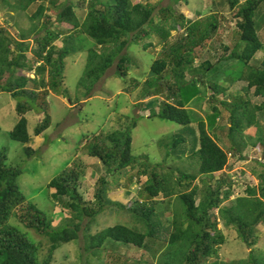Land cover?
I'll return each mask as SVG.
<instances>
[{
  "label": "trees",
  "instance_id": "obj_1",
  "mask_svg": "<svg viewBox=\"0 0 264 264\" xmlns=\"http://www.w3.org/2000/svg\"><path fill=\"white\" fill-rule=\"evenodd\" d=\"M144 1L80 0L77 5L72 2L59 5L57 0H49L50 6L58 9L53 13L56 16L54 20L47 14L49 7L44 3L48 0H15L14 4L1 0V5L16 7L22 12L40 3L30 17L32 25L29 30L20 31L17 19L11 18L13 27L18 29L19 39L11 34V29L0 27V93L20 100L16 106L20 119L9 137L25 146L28 157L36 151L29 145L31 136L25 115L35 109L38 114L44 110V119L35 128V136L42 135L50 127L47 99L51 91H64L65 61L77 52L71 45L77 44L75 37L78 34H85L95 43L94 49L88 52L86 71L79 82L80 87L85 86L90 91L113 66L119 77L127 79L131 69L137 65L125 53L126 50L157 36L159 45L165 51L151 66L153 77L145 83V94L161 98L166 96L168 100L161 103L158 113L152 111L150 118L181 126L168 145L169 152L170 148L174 152L185 148V135L192 136V152L189 171L159 167L162 171L158 172L149 156L137 157L133 154L132 131L138 119L132 120L124 130L95 137L88 143V153L100 161L105 172L99 180L95 199L84 200L79 185L81 173L73 167L48 184L49 189L55 190L52 194L54 200L70 211V223L63 228H53L45 213L34 204L27 202L24 205L26 199L17 183L23 170L9 166L7 157L1 154L0 264H52L55 252L62 245L78 241L80 233L84 230L88 232L90 222H94L105 208L115 205L126 209L107 197L109 176L124 173L125 170L133 171L137 167L140 170L136 173V181L140 184L141 177H147V180L141 185L138 198L128 211L142 227L119 224L90 235L88 248H91L92 256H100L107 249L108 242H114L112 247L119 243L149 249L147 242L157 240L161 246H166L158 264H208L210 259H214L210 264H226L219 256L221 247L226 243L220 229L222 221L226 228H234L239 239L251 250L248 260L228 264H264V255L254 250L259 241L257 227L264 224V128L260 125V118L264 120V103L254 106L240 96H231V102H227L225 97L219 99L225 96V85L238 82L246 83L247 90L255 89V95L264 98V62L262 69L250 64L264 48L258 33L264 27V0H246L242 4L239 0H227L235 11L239 43L229 56H221L215 63L208 59L198 67H195L197 50L216 35L217 16L188 20L176 10L182 0H170L171 4L159 9L158 3L166 0ZM155 1L158 2L153 3ZM79 3H86L87 7L83 22L76 13ZM52 19L57 24L55 29ZM37 20L38 25L35 24ZM64 26L66 30H62ZM183 30L178 41L170 44L172 32ZM31 35L37 36L33 39V47L29 38ZM60 39L64 41L62 49L55 45ZM153 47V43L143 44L145 51ZM221 48L224 52L229 51L225 45ZM31 74L34 78L30 77ZM163 74L170 78L166 79ZM188 74L191 76L189 80L186 77ZM208 91H211L210 96ZM204 101H208L211 107L207 123L198 117L196 110L191 109ZM223 110L229 114V129L225 137L232 157L246 160L244 150L250 147L262 155V160L257 161L261 167L259 185L247 187L245 195L236 198L229 207L224 205L233 194L232 180L225 175L228 153L211 134H216V124ZM194 123L198 127V139L192 128ZM251 128H256L253 136L246 134ZM167 155L170 156L169 153ZM219 173L220 178H216ZM226 186L228 189H225ZM160 196L164 201L157 202ZM165 205L173 207L171 219L168 218L171 232L170 227H164L156 215V210H163ZM13 217H17L27 229L48 238L50 246L45 259L40 261L37 246L17 228L9 226ZM87 219L89 221L84 225ZM163 233L168 239L158 240Z\"/></svg>",
  "mask_w": 264,
  "mask_h": 264
},
{
  "label": "rangeland",
  "instance_id": "obj_2",
  "mask_svg": "<svg viewBox=\"0 0 264 264\" xmlns=\"http://www.w3.org/2000/svg\"><path fill=\"white\" fill-rule=\"evenodd\" d=\"M8 1L11 4L15 3V0ZM57 1L59 5L64 2H72L77 5L80 0ZM132 1L145 3L144 0ZM239 1V4H242L246 0ZM156 2L158 1L153 3ZM44 4L49 7L47 14L55 20L56 16L53 13L58 12V9L51 7L49 0ZM169 4H171L170 0L162 1L158 3L157 9L167 7ZM39 5L40 3L34 4L27 12H22L16 7L11 8L1 5L0 0V27L11 29V34L19 39L18 29L13 27L11 18L14 17L15 21L17 19L20 31H27L32 25L30 17L37 11ZM78 5L76 13L80 21L83 22L87 15L86 3H79ZM176 10L188 20H204L211 15L217 16V33L198 48L195 67L200 66L208 59H212V62L215 63L221 56H229L230 52L239 43V34L236 30V19L234 17L235 11H232L227 0H182L176 6ZM38 21H36V25H38ZM41 21L40 24L43 23V19ZM51 24L54 26L53 29L57 27L53 19ZM62 30H66V26L62 27ZM183 33L184 30L180 33L172 32L169 43H176L180 34ZM258 33L264 44V27ZM35 37L37 36L31 35L29 37L31 47L34 45L33 39ZM75 39L77 44L71 46L77 52L71 54L65 61L64 93L62 91L54 93L51 91L47 99L51 119L50 127L42 135L35 136V128L44 119V110L41 114H38L35 109L25 115L29 123L28 131L31 136L29 145L36 151L32 157H28L23 144L12 141L9 137L10 132L20 119L16 111L17 103L20 100L14 99L10 94L0 93V155L4 154L7 157L9 166L22 168L23 173L18 178L17 183L26 199L24 205L29 202L37 206L39 210L45 213L53 228H63L70 223L71 219L70 211L65 210L62 205L54 200L52 194L55 190L48 188V184L54 178L71 169V167L75 168L81 173L79 185L84 200L93 201L95 199L99 180L105 174L100 161L90 157L88 153V143L94 140L95 137L99 135L101 137L107 136L115 131L124 130L131 124L132 120L138 119L137 126L132 131L133 154L137 157L149 156L151 164L157 167L158 172H161L162 169L168 170L171 168L187 169L189 171V156L192 152L190 147L192 136L189 135H185V148L180 149L183 151L174 152L170 148L171 151L169 152L167 150L168 145L172 143L174 133L179 131L181 126L158 118H150L151 112L158 113L161 103L168 100L166 96L161 98L159 95L145 94V83L153 77L151 66L155 60L162 57L161 55L165 51L164 47L159 45L157 36H153L144 42L153 43L155 46L153 48L145 51L143 43L132 45L126 50L125 53L137 65L136 68L131 69L127 79L119 77L116 73V67L113 66L94 85L91 91L85 86L80 87L79 82L86 71L88 52L94 49L95 43L85 34H78ZM55 45L62 49L63 39L57 41ZM222 45L227 46L229 51L224 52L221 48ZM80 46L81 50L79 49ZM263 62L264 48L250 64L262 69ZM163 76L166 79L170 78L166 74H163ZM30 77L34 78V74H31ZM186 77L187 80L191 78L189 74ZM135 80L136 82H134ZM225 86H227L225 96L219 97L220 100L225 97L227 102H231V96H240L249 100L251 105L254 106H261L264 103V98L256 96L255 89L247 90V84L244 82ZM88 93L89 95H87ZM207 93L208 96L211 95V91ZM25 102H28L29 105L32 104L29 100H25ZM210 108L208 101H204L199 106H192L191 109L196 110L198 117L207 123V117L211 115ZM228 119V112L223 110L222 117L216 124V134H211L228 153L229 161L225 169V175L232 180L233 194L231 199L225 202L224 205L229 207L236 198L245 195L247 187H257L259 185L258 175L261 172V167L257 161L262 160V155L250 147L244 150L246 160L239 159V156L232 157L229 142L225 137L229 129ZM260 125L264 128V120L261 118ZM192 128H194L195 136L198 139L197 124L194 123ZM255 133L256 128L246 131V134L251 136ZM168 153L170 156L167 155ZM159 167L163 168L160 169ZM139 170L140 167H137L133 171L125 170L124 173L109 176L107 197L114 203L123 205L126 209L118 208L115 205L105 208L94 222H90L89 231L84 230L80 233L78 241L62 245L55 252L52 264H158V258L164 252L166 246H161L157 240L147 242L149 249L123 246L119 243L114 245L115 249L111 246L114 242H108L107 249L96 257L92 256L91 248H88L90 235L94 236L109 227L119 224L128 227H142L133 214L128 211V208L138 198L141 185L147 180V177H141L139 179L140 184L136 181V173ZM216 178H220V173L216 175ZM214 182L215 180L211 184L213 185ZM225 189H228V186ZM156 201H164L163 196H160ZM172 210V205H165L163 210H156L157 218L162 221L164 227H170V232L172 227L168 222V218L171 219ZM88 221L87 219L84 225H87ZM9 226L17 228L30 242L37 246V256L40 261L46 258L50 246L48 238L24 227L17 217L9 220ZM220 229L226 237V243L219 252L221 261L228 264L248 260L251 250L239 239L236 230L226 228L222 221L220 222ZM165 234L163 233V236H160L158 240H167ZM257 235L259 241L254 246V250L257 254L264 255V224L257 227ZM116 256L121 260L117 259ZM212 261L214 259H210L208 264Z\"/></svg>",
  "mask_w": 264,
  "mask_h": 264
}]
</instances>
